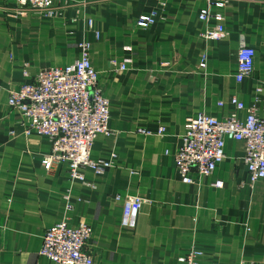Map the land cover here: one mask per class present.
Here are the masks:
<instances>
[{
  "label": "crops",
  "instance_id": "crops-1",
  "mask_svg": "<svg viewBox=\"0 0 264 264\" xmlns=\"http://www.w3.org/2000/svg\"><path fill=\"white\" fill-rule=\"evenodd\" d=\"M54 5L50 17L0 0V264H59L40 249L46 229L63 219L91 224L93 264H180L191 246L203 251L202 264H264V179L250 184L245 143L227 140L224 160L211 175L193 173V184L181 180L175 162L185 125L198 113L222 118L237 111L244 120L255 107L264 117V0L214 5L228 32L219 40L201 35L216 23L199 18L207 0ZM153 10V24H136ZM83 41L91 43L111 113L110 132L95 139L91 157L116 154L101 174L81 168L84 181L72 179L66 164L43 166L51 139L26 134L8 103L10 90L40 69L74 63ZM243 43L255 49L254 68L237 81ZM123 61L127 68L115 70ZM233 95L245 109L229 102ZM117 195L145 199L135 227L122 225L124 201Z\"/></svg>",
  "mask_w": 264,
  "mask_h": 264
},
{
  "label": "built area",
  "instance_id": "built-area-1",
  "mask_svg": "<svg viewBox=\"0 0 264 264\" xmlns=\"http://www.w3.org/2000/svg\"><path fill=\"white\" fill-rule=\"evenodd\" d=\"M20 10H36L54 17L57 9L54 0H5ZM231 0H207L201 9L199 18L206 23L211 19L214 26L206 25L201 35L206 40H219L227 36L224 16L212 12V7H223ZM155 10L140 15L136 24L148 27L156 21ZM89 27L95 37L101 33ZM80 57L72 64L50 66L40 69L30 82L22 83L10 90L8 103L17 110L25 124L24 132H37L51 139V151L43 156V166L50 170L55 165L66 164L72 179L85 180L81 168L89 167L97 174L113 166L111 159H93L91 150L95 139L109 130L110 100L103 94L99 84V72L91 61V43L79 44ZM237 81L251 75L254 68L255 49L241 44L238 49ZM201 66H206L203 56ZM127 62L117 65L115 70H125ZM25 76H30L28 71ZM229 102L237 110L246 108L237 96L230 97ZM220 105L223 102H219ZM164 128L160 129V133ZM227 140L243 141L246 147L244 162L248 170L249 182L253 186L264 179V117L257 113L255 107L248 109L244 120L237 111L229 116L219 118L200 112L187 121L182 143L175 154L178 174L185 183L193 184L198 175H211L225 158ZM68 197V196H66ZM124 201L122 225L135 227L145 199L138 195H117ZM93 228L86 220L71 223L63 219L46 229L40 254L59 264H93V251L89 239ZM203 251L191 246L178 257L180 264H202L199 258ZM206 264H221L214 261Z\"/></svg>",
  "mask_w": 264,
  "mask_h": 264
}]
</instances>
